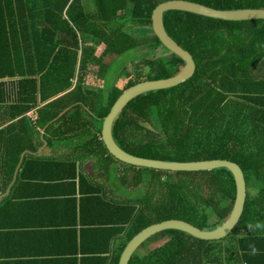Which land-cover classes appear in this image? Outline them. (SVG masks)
I'll list each match as a JSON object with an SVG mask.
<instances>
[{"label":"trees","instance_id":"1","mask_svg":"<svg viewBox=\"0 0 264 264\" xmlns=\"http://www.w3.org/2000/svg\"><path fill=\"white\" fill-rule=\"evenodd\" d=\"M167 1L0 0V196L23 155L39 150L38 135L39 147L44 141L59 143L70 147L71 155L25 156L18 186L32 178V165L76 168L96 160L104 177L120 166L118 181L140 191L119 201L108 192L95 197L111 214L120 211L110 223L117 227L112 235L127 234L122 252L154 224L176 219L214 230L230 219L236 180L229 169L141 168L114 158L103 141L105 118L126 90L185 67L152 28L154 11ZM187 1L219 10L264 9V0ZM165 25L193 56L196 71L185 82L130 101L114 122V138L127 152L148 159L236 162L245 175L247 199L228 238L208 242L167 230L143 244L144 252L138 253L140 248L130 264H255L247 244L258 239L255 225L264 224V20L231 22L170 11ZM135 60L140 63L128 69ZM96 183L95 193L106 190ZM158 243L163 244L149 248ZM253 245L260 248L257 241Z\"/></svg>","mask_w":264,"mask_h":264},{"label":"crops","instance_id":"2","mask_svg":"<svg viewBox=\"0 0 264 264\" xmlns=\"http://www.w3.org/2000/svg\"><path fill=\"white\" fill-rule=\"evenodd\" d=\"M28 114L32 116L35 111ZM38 129L42 135L44 129ZM38 143L37 135L34 147L39 150L26 152L22 158L33 154L55 160L71 155L72 149L66 145L53 143L49 146L44 141L39 147ZM23 159L8 191L0 196V264H115V259L120 255L122 258L127 234L112 235L117 227L110 223L118 219L120 211L111 214L95 198H102L105 192L112 199L122 198L113 184L121 175V167H111L113 174L107 178L104 170L95 166L96 160L78 163L76 168L58 164L32 165L29 171L32 178L22 179L23 183L18 186ZM96 181L106 189L100 194L94 192L99 187ZM15 188L13 197L11 193ZM258 230V239L254 242L257 241L260 248L251 260L264 264V227Z\"/></svg>","mask_w":264,"mask_h":264},{"label":"water","instance_id":"3","mask_svg":"<svg viewBox=\"0 0 264 264\" xmlns=\"http://www.w3.org/2000/svg\"><path fill=\"white\" fill-rule=\"evenodd\" d=\"M170 11L187 12L231 22L264 20V9L248 8L241 10H219L187 0H171L159 5L153 14V31L168 50L176 54V56L185 62V67L179 73L169 78L142 81L126 90L119 97L117 102L114 103L105 118L102 132L103 141L105 142L108 152L114 158L141 168L170 171V173L202 172L223 168L229 169L233 173L236 180L235 206L230 219L224 225L214 230L199 229L186 221L176 219L154 224L146 228L142 233L136 235L129 242L122 255L120 264H130L133 256L143 246V244L155 235L165 233L167 230H177V232L187 234L197 240L208 242L222 241L228 238L233 234V229L239 223L243 215L247 199V184L245 175L242 168L236 162L222 159L191 162L148 159L135 156L127 152L114 138V122L130 101L149 91L174 87L191 78L196 71V63L193 56L177 43V40L169 34L166 28L165 14Z\"/></svg>","mask_w":264,"mask_h":264},{"label":"rangeland","instance_id":"4","mask_svg":"<svg viewBox=\"0 0 264 264\" xmlns=\"http://www.w3.org/2000/svg\"><path fill=\"white\" fill-rule=\"evenodd\" d=\"M109 60V59H108ZM121 63H123V62H121ZM140 63V60H135V61H129L128 62V69L130 68V69H134L135 67H136V65H138ZM97 67V66H96ZM93 68H95V67H92V69ZM97 70V68H95V69H93L92 71H91V75H95V71ZM127 76H124L123 78H120V83H123V82H125L126 80H127ZM113 184H115V186H117V190L121 193L120 194V196L123 198V197H125L126 195H131V196H133V198H135L138 194H140V191H138V190H133V191H130L129 189H127L126 187H124V185L123 184H121V182L120 181H114L113 182ZM251 190H252V188H251V186H249V190H248V194H251ZM129 193V194H128ZM164 243V242H163ZM163 243H158V244H153L152 246H150L149 248L151 249V248H156V247H158V245L159 244H163ZM142 252H144V247L143 248H141L139 251H138V253H142Z\"/></svg>","mask_w":264,"mask_h":264},{"label":"clouds","instance_id":"5","mask_svg":"<svg viewBox=\"0 0 264 264\" xmlns=\"http://www.w3.org/2000/svg\"><path fill=\"white\" fill-rule=\"evenodd\" d=\"M252 227H253V225L250 224L249 228H252ZM255 227L260 228V227H264V225L256 224ZM249 247L251 249V251H250L251 255H257L258 254L259 250L254 245H250Z\"/></svg>","mask_w":264,"mask_h":264}]
</instances>
